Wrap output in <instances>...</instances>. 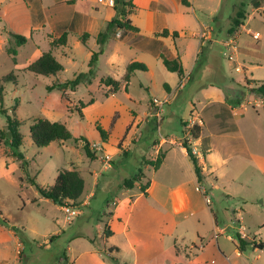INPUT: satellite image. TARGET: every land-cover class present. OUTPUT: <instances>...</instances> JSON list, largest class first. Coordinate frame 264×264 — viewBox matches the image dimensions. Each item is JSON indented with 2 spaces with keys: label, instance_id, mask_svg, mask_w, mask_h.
I'll return each instance as SVG.
<instances>
[{
  "label": "rangeland",
  "instance_id": "rangeland-1",
  "mask_svg": "<svg viewBox=\"0 0 264 264\" xmlns=\"http://www.w3.org/2000/svg\"><path fill=\"white\" fill-rule=\"evenodd\" d=\"M68 1L70 0H26L27 3L29 2L27 20L14 16L7 19L4 14L1 16L0 80L13 72L16 82H0V87L3 89V107L7 109L9 115L16 116L23 122L20 132L24 135V144L19 151L29 162V175L35 177L39 184L43 186L52 184L59 170H71L73 164L78 165L77 170L82 173L88 189L92 186L91 173L99 174L98 178L101 182H112L111 186L105 183L96 189V197L90 199L88 206L76 204L82 213L80 216L73 217L71 224L66 227L70 233L71 231L79 232L96 238L97 225L102 226V222L107 220L104 213L114 209L111 201L106 203V200L128 197V194L121 191L122 184L125 179L132 178L140 168L143 169L145 175L144 183L158 177L168 182L172 192L180 182L193 179L185 166L180 167L177 172H173L170 167L156 173L151 166L146 169L144 162L157 158L153 144L159 143L162 138H167L168 134H173L176 138L183 136L184 126L181 120L184 117L186 101L191 102L194 91L188 86L189 90H184L175 103L171 106L164 105L162 115H164L165 122L161 128L157 127L155 118L151 116V122H147L149 119L146 118L145 113L149 109L148 101L151 98L162 99L165 94L162 88L163 81H169L167 77L177 81L178 75L162 68L163 72H157L156 83H154V78L149 74L140 72L132 77L127 92L120 89L116 94H110L109 87L105 86L103 81L112 77L122 82L126 66L135 54L133 50L118 46L120 41H124L126 45L132 44L134 34L122 31L121 40L109 41L112 32L117 29L114 25H109L105 26L106 29L103 31L108 37L103 46L98 43L99 36L95 40L90 39L87 46H84L78 38L82 26L90 20L86 16L89 11L92 15L91 10L85 2L76 0L74 3H67ZM136 1L139 3L145 0ZM146 1L151 9L157 8L159 0ZM98 2L101 8L95 15L101 23L106 20H109V23L117 17L114 7L107 6L99 0ZM258 2L264 3V0H195L194 3L196 15L201 20L210 23L212 32H215L216 36H223L228 29L225 27L226 21L230 20L231 25L233 17L240 9H245L252 14ZM136 14L133 16L135 22L145 20ZM255 17L260 19L257 14ZM43 25L46 29L42 28ZM261 25L264 28V20H261ZM28 26L34 29L39 27L40 30L36 31V34L32 33L31 38L28 37L26 43L20 46L10 34L16 32L15 27L20 31ZM53 31L55 36H61L65 32L69 35L67 45L52 49L54 56L62 64L63 71L56 76H42L25 71L24 67L29 64V60L33 59L32 56L38 54L37 49L41 52L50 49V45L44 41H49L50 44L51 39L46 33ZM261 33L263 34L261 40L252 38L253 43L245 44L246 52L251 57L250 62L260 65V68L253 71L254 79L252 75L246 73L248 80L264 81V62L256 60V57L264 56V29ZM43 34L45 35L41 38ZM20 35L26 36V33L20 31ZM101 48L103 54L98 57L90 84L81 83L74 90L70 88L48 89L52 85L74 80L78 74L86 72L91 50L98 52ZM115 49L118 52L115 53ZM14 50L16 53L13 52ZM229 55L225 47L217 55L212 53L209 45H203L199 50L196 69L193 73V79L196 80L194 89L199 86H222L228 93L227 101L231 105H234L233 95L238 96L244 104H247L248 100H257L259 95L253 93L251 87L245 83L246 71L239 64L241 62L236 60V57L230 59ZM236 66L242 67V72H237ZM202 70H204V76ZM248 88H250L248 90L249 99L244 95ZM127 93L131 100L128 99ZM198 98L202 99V97ZM112 100L115 105L120 103L119 105L123 108L116 109L119 112L108 125L112 126L115 123L109 132L110 141L108 143L110 148H113L107 150L112 155V163L110 168L105 169L97 156L88 157L85 151L78 147L79 144L83 145L78 138L82 137L90 143L101 141L97 126L101 127V124H105L107 112L110 107L112 108ZM92 101L96 106L94 111L102 116V120L96 123L89 119L79 118V112L83 114L84 108L93 104ZM194 103L197 104V100ZM247 107V113L251 119L248 125L244 126V147L219 148L215 151L214 158L211 156L206 161L207 181L202 185L211 197L210 208L205 204L203 196L198 193V197L195 196L197 206L193 209L194 215L190 214L192 209L184 210L177 203L168 214V226L164 235L162 253L156 255L155 243L151 246L146 244L151 243L152 240L150 229L153 228V220L151 216L146 215L147 200L140 198L135 203L131 218L132 227L136 225L137 231L131 230L130 235L134 238L137 234L143 244L137 248L136 252H130L122 245L121 259L126 258V262L122 263L119 260L118 264H170L172 262L170 251L174 245H177L178 249L185 250L186 254L191 253V250L188 251L187 248L192 240L199 241L197 234L203 236V240H210L207 236L212 229L211 212L216 215L219 226L224 228L222 235L231 238L227 241V246L233 252L231 255L233 264H264V108L251 104ZM198 108L200 109V106ZM133 110L141 117L137 127L133 123L128 124L129 116L125 113L126 111L131 114ZM119 115L118 120L116 117ZM39 117L66 125L72 134V138L65 142L67 147L61 146V149L58 147L60 144L53 143L48 147L37 148L32 143L30 125L34 119ZM5 127V116L0 113V130H4ZM233 127L237 129V124ZM126 140H131L134 144L131 142L130 146H126L124 143ZM8 141L9 136L0 137V264H61L60 259L65 253L66 244L55 242L49 250L37 248V251L32 252L34 242L40 240V237L32 230L38 233L46 232L48 229L52 230L51 217L56 216L63 221L65 214L44 202L32 203L36 189L27 180V173L22 170L18 160L12 156ZM211 179L214 180V184H211ZM133 192H138V190L135 189ZM107 204L109 207L106 206ZM126 207V203L122 204L120 212L127 214L129 211H126ZM239 208L243 210L241 223L245 227L244 232L239 229L238 224L233 223L236 215H233L232 211ZM227 212H229L228 215ZM5 219L9 222L8 225L4 223ZM121 229L122 227L119 226L116 240L123 244L124 235ZM236 233L248 235L247 241H254L256 244L262 242L263 249L258 250L254 249L255 246H252L253 248L249 246L245 252L241 253V256H237L234 248ZM16 237L19 238V243ZM97 242H99L98 239ZM101 244L98 243L97 246L101 247ZM17 246H19V252L16 259ZM105 257L111 260L109 256L105 255Z\"/></svg>",
  "mask_w": 264,
  "mask_h": 264
},
{
  "label": "crops",
  "instance_id": "crops-1",
  "mask_svg": "<svg viewBox=\"0 0 264 264\" xmlns=\"http://www.w3.org/2000/svg\"><path fill=\"white\" fill-rule=\"evenodd\" d=\"M75 1L76 0H70L67 3H74ZM78 1L87 3L89 10H91L92 13V15H90V11L87 13L88 15L86 17H89L90 20L87 21L86 25L82 26L81 32L79 34L80 36L78 38L80 42V37L84 33H88L89 34V38L87 40V44H88L90 39L95 40L100 33H103L104 29H106V27L108 26L109 20H106V22L103 21L101 23V20L96 18L95 13L99 12V9L101 8L100 7L101 4L98 2V0H78ZM185 1L187 3H184V0H159L157 2V6H156L157 8L151 9L150 4H148L146 0L139 3H137V1L134 0L133 3L136 6V8L132 12V14L129 15V19L132 21V24L139 29V31L132 32L127 30L116 29L115 31L112 32L113 34L112 36H110L109 41L115 42L116 39L121 40L122 31L131 32V34L133 33L134 37L132 44L126 45L124 41H120L118 47L123 46V48H127L128 50H133L135 56L131 62L136 61L145 64L147 67V71L143 73L149 74V76L154 78L153 79L154 83H156L155 79L157 72L158 71L163 72L162 68L166 69L161 56H164L165 58L170 60L178 58L182 63L184 69V77L180 79L178 76L177 81L175 79H172L171 77H167L169 78V81H163L162 83V88L165 93L164 97L162 99L151 98L148 101L149 109L145 113V116L146 118L149 119L147 122H151L150 121L151 117L155 118L157 127L161 128V125H163V123L165 122V118L164 115H161V119L158 121L157 118L154 116L156 111V106H154L155 104L154 101L164 102L162 106L163 108L165 104L171 106L173 103H175V101L179 98V96L183 94L184 90L188 91L189 89H191L194 91L191 102L186 101L184 117L181 120L184 126L183 136L181 138H176L173 134L172 135L168 134L167 138H162V140L159 143L153 144V148L155 149L157 155L159 152H163L165 155L160 168L158 170H155L156 173L161 172L164 168H170V167L173 172H177L179 171L180 167L185 166L189 170V173L191 174V177L193 179L188 182H180L179 185L176 186L175 190L172 192L171 191L172 189H170L168 182L158 177L152 180H148L146 181L147 183H144L145 181L143 180L145 179V175L143 172V178L141 182L135 184V186L132 189L121 188L122 193L128 194V197H125L123 199L114 198V199L106 200V203L111 201V203L114 205V209L112 211L109 210L108 212L104 213V216L106 217L107 220L105 222H102V226L97 225L96 238H92L88 235L80 234L79 232L71 231L70 233V230H67L66 227L67 225L71 224L73 219L70 222H68L65 215V219L63 221H60L58 217L52 216L51 217V224L53 225V228H51L52 230L48 229L46 232L43 233H38L36 230H32L35 235H38V237H40L39 242H34L33 245L34 247L32 246V252L35 250L37 251V248H46L49 250L51 249L53 243L60 242L66 244L65 253L63 254V258L60 259L61 264H112L111 260L110 259L107 260L105 255L109 256V258L117 259L118 262L120 260L122 263H124L126 262V258H124L123 260L121 259L122 245L130 252H136L137 248L143 244V242L141 241V239L138 237L137 234L134 235V238H132L130 234H131V230L137 231L136 225L132 227L133 224L131 223L132 211L134 210L135 203L140 198H145L147 200L146 215L151 216L153 220V228L150 229V237L152 238V240L150 241L151 243L147 242L146 244L151 246V244L155 243L156 255H159V253H162V249H163L162 245H163L165 231L168 226L167 218L170 210H172L173 207L175 208L177 203L181 205V208H183L184 210L195 209L197 206L195 203V196L198 197L197 193L201 194L205 201L201 188L208 193L206 188L202 185L203 182L207 181V173H208V168L206 164L207 159L211 158V156H213L214 158L215 151H218L219 148L230 149L234 146H237L236 148L244 147V126L245 124L248 125V122L251 119V117L247 113L248 104H244V101L243 102L241 101L239 104H237L239 97L233 95L234 98L232 102L234 103V105H231L227 101V99L229 98L228 93L226 89L222 86H215V85L199 86L198 88L194 89L196 80L193 79V73L196 69L199 50L203 45L206 44L209 45L212 48V53L218 55V52H220V50L223 51L225 47V42L229 39V37H232L233 39H235L238 48L237 53L235 55L236 60L241 62L239 64L242 65V67L246 71L245 79H247L246 73L252 75V79H254L253 71L256 68H260V65L252 64V62H250L251 57L246 52L245 44H249L250 42L253 43L255 39L254 40L252 39L253 38L252 34L254 33L260 34L261 38L259 40L263 38V34L261 33V30L264 28L263 25H261V20L262 21L264 20V3L258 2V4L253 8L252 14H249L246 11L247 18L245 21L247 22L245 24L244 21V24L239 28L238 32L232 35L228 33V29L230 28L229 26L230 20H228L226 21L225 24L226 25L225 27H228V29H226L227 33L224 34L223 36L220 35L216 36L215 32H212L210 23L208 21L201 20L196 15V7L194 3L195 0H185ZM28 6H29V2L27 3L26 0H0V18L4 14V17L7 19H9L11 16H14L17 18L22 17L27 20L28 18L27 13L29 10ZM113 11L112 13H114ZM135 13H137L136 16L137 15L140 17L142 16L143 18H145V20L144 21L139 20V22H135L133 20V16H135ZM255 14L259 15L260 19H257L255 17ZM42 28L46 29V26L43 25ZM15 30L17 32L19 31V28L15 27ZM38 30H40L39 27H35L34 29L33 27L28 26L24 29H21L20 31L22 33H26L25 36L26 38L28 37L31 38L32 33L36 34V31ZM164 30H168L169 35L159 36L158 34L162 33ZM20 31L18 33L16 32L14 33L20 35ZM173 32L178 33V36L176 38L172 36ZM46 34L49 35L51 41L53 38L60 37V36H55L54 31L50 33L47 32ZM44 35L45 34H43L41 38ZM44 42L50 45V49L47 51L50 50L52 51L51 42L50 44L49 41H44ZM36 44H34V46L38 47V45ZM87 44L86 45L83 44V45L87 46ZM37 51L38 54H36V56H32L33 59L31 61L29 60L28 65H30L32 62L37 60L44 53L41 52L39 49H37ZM114 52L116 53L118 52V50L115 49ZM90 57H91V53H90ZM16 60H17V56H16ZM256 60L264 62V56L256 57ZM140 72L141 71H136L133 76H137ZM202 73L204 76V70H202ZM188 86L189 89H187ZM121 89L125 90L124 86H122ZM228 90L231 91L230 88H228ZM248 90H250V88L246 90L244 95L245 98L249 99ZM125 92L127 91L125 90ZM127 97L129 100H131L128 93H127ZM198 97H202V99L206 100V102H204V100ZM195 100H197L198 105L194 103ZM112 101H113L112 108L110 107L109 111L107 112V118L105 120V124H101V127L108 134V139L106 142L102 141V139L100 142H97V143H102L106 151L113 148V147L110 148L108 143L110 141L109 132L112 130V127L114 126L115 123L112 126H108V125L110 124V121L115 116V114L119 112L116 109L123 108L122 105H119L120 103L119 104L117 103V105H115L114 100ZM198 106H200V109L198 108ZM94 108H96L94 103L84 108L83 120L89 119L90 121L95 123L96 121L102 120L101 114L95 112ZM194 112L197 113L202 120V125H200L201 132L197 138L191 136V134H189L190 133L189 130L184 125V122L189 117V115ZM125 113L127 114V116H129L128 124L133 123V125L137 127V125L139 124V120L141 119L138 112H135L133 110L131 114L126 111ZM119 118L120 115L116 117V119L118 120ZM235 124H237V129L233 127V125ZM241 126L243 127L242 129ZM78 139H80L79 141H82L84 144V141L81 137H79ZM65 142H54V143L60 144L58 145V147L62 149V147L65 146ZM131 142H132L131 140L129 141L126 140L124 143L126 144V146H130ZM184 142H187V144L192 149L197 150L198 156L196 157L199 161L200 166L202 167V173L204 175V179L202 180V182L198 181L193 163L188 156L186 148L182 145V143ZM93 144H96V142L90 143V148L91 145ZM78 147L83 149L82 144L81 145L79 144ZM223 161H225V159H223ZM28 166H29V162H28ZM149 166L150 165L145 164L144 162V167L146 169ZM72 167L73 169L77 170L78 165L73 164ZM77 171L80 173L81 177L83 178L82 173L79 170ZM37 173L39 174V171ZM28 175H29V170H28ZM91 176L93 177L92 186L88 189L86 181L84 180L85 182L84 192L76 203L84 207L89 205L90 199L96 197V189L100 188L105 183L108 184V186H111L112 184L111 181L101 182L98 178L99 174L91 173ZM54 182L55 180L53 181V183ZM37 183L39 184V182ZM214 183H215L214 180L211 179V184ZM52 184H48L44 187L51 186ZM146 184H148L147 188L145 189V191H143L141 189V186ZM135 189L138 190V192H133V190ZM134 198L135 200H133ZM41 202L56 207V209L64 212L62 206L55 205L52 201L43 198L38 194L36 190V193L32 197V203H41ZM124 203H126L127 206L125 208L126 211L127 212L129 211L128 213L126 212L127 214H123L122 212H120V206ZM76 204L75 206L77 207ZM106 206L109 207L108 204ZM207 207L210 208V206L208 205ZM77 210H78V214L76 216H80L82 211L81 209H78V207ZM239 211L241 213L242 216L241 218L243 221L242 208L234 209L232 211V214L236 215ZM190 214L194 215L195 214L194 210L191 211ZM228 214L229 212H227V215ZM210 215H211L212 229L209 236H207V239L210 238V240L209 239L208 241L203 240L204 239L202 238L203 236L197 234L199 241L197 242L196 240H192L191 244L187 248L188 251L191 250V253L188 254L184 253L185 250L178 249L177 245H174L173 249L170 251L171 260H172L170 264H203L205 261L211 259H214L217 264H233L231 260L232 258L231 255L233 254V252L229 250L227 246V241H230L231 238L230 237L226 238L225 236L222 235L224 228H221L219 226L215 214L211 212ZM106 226L111 230L112 234L108 239L105 240L102 235L104 232V228ZM119 226L122 227L121 230L124 235L123 244H120V242L116 240L117 233L119 231ZM22 229L24 231V228ZM51 236H56V237L51 241L50 239ZM97 239L99 242H97ZM17 240L19 243L20 242L19 238H17ZM98 243H102L101 247L97 246ZM260 243H257V245ZM200 246H203V248H201ZM234 248L236 251V255L241 256V253L237 249L236 240H235ZM18 249L19 246H17L16 249V256H15L16 259L18 258V252H19ZM254 249H258V248L256 247Z\"/></svg>",
  "mask_w": 264,
  "mask_h": 264
},
{
  "label": "trees",
  "instance_id": "trees-1",
  "mask_svg": "<svg viewBox=\"0 0 264 264\" xmlns=\"http://www.w3.org/2000/svg\"><path fill=\"white\" fill-rule=\"evenodd\" d=\"M184 3H187L184 0ZM246 6V5H244ZM136 6L133 3V0H115L114 9L117 12V17L111 20L108 23L109 25H114L117 29L120 30H127L132 32H138L139 29L132 24V21L127 18L130 15ZM247 18L246 10L240 9L237 11L236 15L233 17L232 23L230 28L228 29V33L230 35L238 32L239 28L244 24V21ZM11 37H13L18 45H23L26 43L27 38L23 35L11 33ZM159 36H168V30H164L162 33L158 34ZM172 36L176 38L178 36L177 32H173ZM89 38L88 33H84L80 37V41L82 44L86 45L87 40ZM108 37H106L105 33H100L98 37V43L100 46H103L106 42ZM68 42V33H63L58 38H53L51 41L52 49L59 46H65ZM13 52L16 53L14 50ZM103 53L102 48L97 51H91V57L88 61L86 72H82L76 76L74 80L66 81L62 84H56L48 87L49 90L59 88L60 90H64L66 88H70L74 90L78 85L81 83L90 84L92 81V77L94 76V67L98 62V57ZM163 63L166 69L170 72L176 73L179 78L184 77V69L182 63L178 58L170 60L161 56ZM27 72H32L36 75L42 76H49V75H58L60 72L63 71L62 64L56 59L53 55L52 51L44 52L37 60L32 62L28 65L25 69ZM136 71L145 72L147 71V67L145 64L133 61L129 63L126 67L125 74L122 77V82L113 79L112 77L106 78L103 83L105 86L109 87L110 94H116L123 86L125 90H128L129 83L131 81L132 76L135 74ZM16 82V76L13 72L7 74L6 76L2 77L0 82ZM247 86L255 85L252 87V92L255 94L260 95L264 98V81H252V80H245ZM4 96H3V89L0 87V113L5 116L6 119V127L4 130H0V137L3 138V135L9 136L8 145L11 150V154L15 157L22 170L27 173V180L29 183L37 190L38 194L45 199L52 201L55 205L58 206H66L71 205L75 206L77 201L80 199L84 192L85 182L84 179L81 177L80 173L75 170L69 169H62L59 171L55 182L51 186H41L37 183L34 177L28 175V161L22 152H20V148L24 144V135L20 132V127L22 126V121H20L16 116H11L8 114L7 109L3 107ZM241 102V99L238 98L237 104ZM93 103V101L91 102ZM90 103V104H91ZM86 106V105H85ZM79 118L83 119V114L79 112ZM183 124V123H182ZM159 125V124H158ZM184 125L186 123L184 122ZM97 130L100 134L102 141H107V132L100 126H97ZM201 129L200 126H195L191 129L190 134L194 138H197L200 135ZM30 136L33 144L37 148H44L48 147L50 144L54 142H65L72 138V134L70 130L66 127L65 124L60 122H52L45 117H39L32 121L30 125ZM82 138V137H81ZM84 141L83 150L85 151L86 155L91 158H95V154L91 151L90 143L82 138ZM182 145L186 148L188 156L193 163L194 170L199 182H202L204 179V175L202 173V167L199 164L197 157L193 154L192 148L187 144V142L182 143ZM165 155L163 152H159L157 158L155 160H145V164L150 165L153 167L154 170H158L163 162ZM143 178V170L140 168L138 172L129 179H125L122 186L126 189H132L135 184L140 183ZM147 185H142L141 189L145 191ZM4 223L8 225V221L5 219ZM15 228V227H13ZM111 230L106 226L103 232V238L106 240L111 236ZM56 236H51V241ZM237 249L240 253L245 252L249 246H255L259 250L263 249V244H256L254 241H247L241 238L240 233L235 234ZM111 262L114 264H118L117 259L111 258Z\"/></svg>",
  "mask_w": 264,
  "mask_h": 264
},
{
  "label": "built area",
  "instance_id": "built-area-1",
  "mask_svg": "<svg viewBox=\"0 0 264 264\" xmlns=\"http://www.w3.org/2000/svg\"><path fill=\"white\" fill-rule=\"evenodd\" d=\"M100 2H102L103 4L107 5V6H111L114 7L115 5V0H99ZM253 39L255 40H259L260 39V34L259 33H254L252 34ZM225 48L228 50V52L230 53L229 57L230 59L234 58L236 53H237V43L235 41V39H233L232 37H229V39L225 42ZM226 54V52H225ZM236 71L237 72H242V67L240 66H236ZM251 87H255V85H251ZM154 106H156V111L154 116L157 118V120L159 121L161 119V115H162V106L164 104V102H160V101H154ZM248 105H254L256 107L259 108H264V98H262L259 95V98L257 100L251 101L248 100L247 102ZM186 123V128L189 130V132L191 131V129H193V127L195 126H200L202 125V120L201 118L198 116L197 113H191L189 115V117L186 119L185 121ZM190 134V133H189ZM91 150L95 153V156H97L99 158V160L103 163V167L105 169L110 168L111 167V163H112V155L109 154L105 148L104 145L102 143H96L91 145ZM193 150V154L195 156H198L197 150L196 149H192ZM204 198H205V202L208 206H210L211 204V197L208 195L207 192H205L202 188H201ZM63 211L64 214L66 215V219L68 222H70L73 217H75L78 214V210L75 206H71V205H66L63 206ZM241 213H237L236 214V218L233 220V223H236L239 225V229L244 232L245 231V227L242 225V218H241ZM241 238L244 240H248V235H246L245 233L240 234ZM201 248H203V246H200ZM203 264H217L216 261L214 259L211 260H207L205 261Z\"/></svg>",
  "mask_w": 264,
  "mask_h": 264
}]
</instances>
